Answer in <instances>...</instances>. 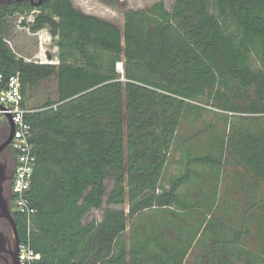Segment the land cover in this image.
Returning a JSON list of instances; mask_svg holds the SVG:
<instances>
[{
  "label": "trees",
  "instance_id": "1",
  "mask_svg": "<svg viewBox=\"0 0 264 264\" xmlns=\"http://www.w3.org/2000/svg\"><path fill=\"white\" fill-rule=\"evenodd\" d=\"M122 4L123 26L73 0L0 6V73L19 74L25 106L45 81L57 92L25 116L36 212L29 224L13 196L21 243L39 256L33 264H188L195 249L196 264H264V0ZM17 16L57 39V63L11 46ZM205 98L227 111L228 129L204 154L184 149L185 171L163 186L181 123L210 112L198 104ZM226 163L234 182L220 198L202 179ZM100 209L101 219L84 222Z\"/></svg>",
  "mask_w": 264,
  "mask_h": 264
},
{
  "label": "rangeland",
  "instance_id": "2",
  "mask_svg": "<svg viewBox=\"0 0 264 264\" xmlns=\"http://www.w3.org/2000/svg\"><path fill=\"white\" fill-rule=\"evenodd\" d=\"M107 1L108 0H73L75 6L81 8L85 12L102 16L121 26H123L124 24L125 6L122 4L123 2H126L128 7L141 8L150 6L158 0H117L118 3H115L114 5L109 4ZM165 3L166 6L170 9L174 3V0H165ZM34 17V14H32L30 16H27L26 20L28 22H32L34 20ZM23 20L24 17L18 16L13 19V21H15L17 24V28L12 32L11 46H13L17 52L29 57V60L42 63L57 62L59 51L57 39L44 32V29L37 34L31 33L29 28L23 27L20 24ZM42 50L44 52L43 54L41 53ZM40 53L41 56H39ZM49 54H52L51 58ZM117 68L123 71V63H118ZM56 98V82L49 80L43 82L40 88L34 89L29 93L27 104L31 108H36L43 105L46 100H55ZM198 104L208 108L210 112H203V115L200 118H197L195 114H190L187 119H184L182 121L181 127L179 129V135L176 138L177 143L175 144L174 149L170 155L168 167L162 180L163 186L168 187L169 182L173 178L181 175L185 171L186 162L183 158L184 149H188L195 155L204 154L209 150L210 140L215 138L217 134L226 132V130L228 129L224 116L227 111L223 110L222 108L216 107L215 100L205 98L204 100H201V102H198ZM0 116L1 118L5 119L2 114H0ZM198 168H200V166H198ZM234 173L235 171L233 170L231 163H226L225 166L223 165L222 167L217 168L214 172H209V177L206 178V176H204L202 181L204 183L206 182V179L209 180L210 178L212 180V187L204 183L206 189L211 194L213 192L212 188L215 187V189L218 190L219 197L223 198V196L226 194L228 185L234 182ZM107 186L110 191L112 189L113 182L109 180L107 182ZM185 187H182V189L180 190L181 193L184 194L186 192V195L193 196V192L184 191ZM240 195L242 196V194H234V192H231L232 197L235 196L237 198H240ZM107 205L108 204L105 203L104 207ZM116 207L122 208L123 206ZM125 207L126 210H128V205ZM102 214L103 209L93 210L85 217L84 222L87 223L95 218L101 219ZM146 214H143L142 216H145ZM147 221H150L149 217L144 220V222ZM141 222V215L136 216L133 221L131 219L128 220L125 237L129 242L132 238L133 225L135 223L142 225ZM0 230L12 237L11 227L6 220H0ZM248 243L250 246H257L255 240L252 238L248 239ZM197 251L198 250L195 249L189 255L188 264H196V260L194 259V257Z\"/></svg>",
  "mask_w": 264,
  "mask_h": 264
},
{
  "label": "built area",
  "instance_id": "3",
  "mask_svg": "<svg viewBox=\"0 0 264 264\" xmlns=\"http://www.w3.org/2000/svg\"><path fill=\"white\" fill-rule=\"evenodd\" d=\"M24 103L25 96L19 74L7 78L0 73V105L3 107L0 114L7 121V116L11 115L15 127L13 148L17 154V164L13 177V193L17 196L16 208L27 214L28 222L31 224V217L36 209L31 206L27 194L35 172L36 154L34 144L31 142V125L25 116L34 110ZM38 257L29 243H21L20 264H33Z\"/></svg>",
  "mask_w": 264,
  "mask_h": 264
},
{
  "label": "water",
  "instance_id": "4",
  "mask_svg": "<svg viewBox=\"0 0 264 264\" xmlns=\"http://www.w3.org/2000/svg\"><path fill=\"white\" fill-rule=\"evenodd\" d=\"M42 4V0L38 3H34L35 6H40ZM3 107L0 105V109ZM8 125L10 136L8 140L0 146V153L6 148L9 142L14 138L15 127L12 120V116L8 115ZM6 167L0 163V218H4L10 225L12 231V240L14 244V249L9 252L11 256V260L6 259L7 264H20V245L21 238L16 225V222L13 217L11 205L8 199L4 195V182L7 179L5 173ZM11 243L9 236L5 235L2 231H0V258H3V253L7 251V245Z\"/></svg>",
  "mask_w": 264,
  "mask_h": 264
},
{
  "label": "flooded vegetation",
  "instance_id": "5",
  "mask_svg": "<svg viewBox=\"0 0 264 264\" xmlns=\"http://www.w3.org/2000/svg\"><path fill=\"white\" fill-rule=\"evenodd\" d=\"M40 0H0V6L4 4H31L33 6L34 3H38ZM44 0H42V3ZM37 7V6H36ZM10 136L9 132V125L8 121L6 119L1 118L0 116V146L5 143ZM0 163L3 164L6 169L5 173L7 176L6 181L4 182V195L8 199L11 208L12 206V198L14 196L13 193V177H14V171L17 164V154L13 148V139L9 142V144L6 146V148L0 153ZM0 220H5L4 218H0ZM2 231V230H0ZM3 232V231H2ZM5 233V232H3ZM5 235H7L5 233ZM9 236V235H7ZM11 243L7 245V251L6 253H3V258H0V264H7L6 259L11 260V256L9 254L10 251L14 249V244L12 237L9 236Z\"/></svg>",
  "mask_w": 264,
  "mask_h": 264
},
{
  "label": "crops",
  "instance_id": "6",
  "mask_svg": "<svg viewBox=\"0 0 264 264\" xmlns=\"http://www.w3.org/2000/svg\"><path fill=\"white\" fill-rule=\"evenodd\" d=\"M44 30H45L44 32H46L48 35H50V33L48 32L49 30H48L47 28H45ZM41 31H42V30H41ZM41 31H40V32H41ZM38 33H39V32H38ZM41 53H42V54L44 53L43 50H42ZM41 53L39 54V56H41ZM49 56H50V58H51L52 54H49ZM57 62H58V61H57ZM57 62H55V63H57ZM39 88H40V87H39ZM36 89H37V88H36ZM27 106H28V104H27ZM28 107H29V106H28Z\"/></svg>",
  "mask_w": 264,
  "mask_h": 264
}]
</instances>
